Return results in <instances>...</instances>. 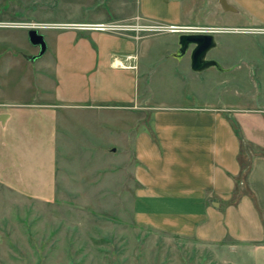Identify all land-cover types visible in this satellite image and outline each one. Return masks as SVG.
Instances as JSON below:
<instances>
[{
  "label": "rangeland",
  "instance_id": "obj_1",
  "mask_svg": "<svg viewBox=\"0 0 264 264\" xmlns=\"http://www.w3.org/2000/svg\"><path fill=\"white\" fill-rule=\"evenodd\" d=\"M219 1L198 0L197 9L194 3V20L236 25L238 15L225 13ZM139 6L137 0H0V115L53 98L57 30L48 28L70 30L62 26L89 15L135 14ZM23 28L45 37L48 50L36 61L28 59L40 48ZM220 29L208 57L218 59L228 69L224 73L193 72L189 54L183 61L173 58L167 48L181 33L137 39H145L141 49L152 48L141 60L139 97L130 105L138 111L137 132L151 131L155 109L169 106L264 110V28ZM243 59L250 66L237 69ZM29 110L0 122V264H264L261 252L229 255L224 247L211 249L137 222L129 187L132 153H112L124 146V137L130 139L124 127L133 116ZM237 182L239 197L247 193V180Z\"/></svg>",
  "mask_w": 264,
  "mask_h": 264
},
{
  "label": "crops",
  "instance_id": "obj_2",
  "mask_svg": "<svg viewBox=\"0 0 264 264\" xmlns=\"http://www.w3.org/2000/svg\"><path fill=\"white\" fill-rule=\"evenodd\" d=\"M184 1L137 0L140 6L135 14L89 15L85 21L67 25L122 22L138 15L164 25L219 28L212 29L220 30L215 34L217 46V34L223 33L220 28H264V0H227L235 11H223L238 15V20L233 19L232 23L236 25L230 26L209 25L207 17L195 21L192 7L195 3L197 9L198 0H188V6ZM48 29L57 30L52 45L53 98L37 108L7 111V123L29 109L41 110L39 115L64 109L97 117L106 111H122V120L126 115L133 116L132 121L124 122L130 139L124 137V146L120 143L119 150L114 149L112 153L120 152V148L124 152L129 148L132 153L129 187L137 222L168 234L193 238L211 249L224 247L229 255L264 254V110L221 109L213 105L169 106L155 109L151 131L137 132L138 111L130 105L139 97L141 60L152 53L151 46L140 48L145 39ZM172 43L167 52L177 59L174 54L179 48L178 41ZM43 55L36 53L28 60L36 61ZM127 56L132 58L126 60ZM186 56L177 60L183 61ZM115 58L132 68L120 67V60ZM210 59L218 61L214 57ZM189 64L191 68L190 55ZM239 66L250 65L243 59L235 67ZM222 68L224 71L215 69L228 72ZM241 160L248 164L249 174L247 193L237 198Z\"/></svg>",
  "mask_w": 264,
  "mask_h": 264
},
{
  "label": "water",
  "instance_id": "obj_3",
  "mask_svg": "<svg viewBox=\"0 0 264 264\" xmlns=\"http://www.w3.org/2000/svg\"><path fill=\"white\" fill-rule=\"evenodd\" d=\"M220 4L224 11H235L230 6L227 0H220ZM220 30H209L204 33H182L178 38L179 48L174 54V57L181 60L187 54L190 55L191 69L194 72L200 73L211 68H216L219 71H224L221 64L215 59L208 58L211 52L217 46L216 33ZM29 40L32 45L40 47V55L45 54L47 43L45 37L39 33L37 29H30L28 32ZM9 115H0V122L6 123Z\"/></svg>",
  "mask_w": 264,
  "mask_h": 264
},
{
  "label": "built area",
  "instance_id": "obj_4",
  "mask_svg": "<svg viewBox=\"0 0 264 264\" xmlns=\"http://www.w3.org/2000/svg\"><path fill=\"white\" fill-rule=\"evenodd\" d=\"M28 27V26H27ZM31 27V26H29ZM63 28L75 29L79 31H91V32H101L107 34H113L124 37H131L135 39L143 38V36H150L151 34H158L164 32H175V33H204L209 31L208 29H200L197 27H181L173 25H164L156 22H151L141 16H137L129 21H114L107 23H97V24H70L64 25ZM258 30V29H250ZM131 56H127L125 59H131ZM115 60H120L115 58ZM123 68H132L125 66L120 60L118 64Z\"/></svg>",
  "mask_w": 264,
  "mask_h": 264
},
{
  "label": "trees",
  "instance_id": "obj_5",
  "mask_svg": "<svg viewBox=\"0 0 264 264\" xmlns=\"http://www.w3.org/2000/svg\"><path fill=\"white\" fill-rule=\"evenodd\" d=\"M241 164H242V172H241V176L239 177L238 181H242V179H243V181H245V180H247V177H248V174H249V166L243 160H241ZM239 184L237 186H239Z\"/></svg>",
  "mask_w": 264,
  "mask_h": 264
}]
</instances>
